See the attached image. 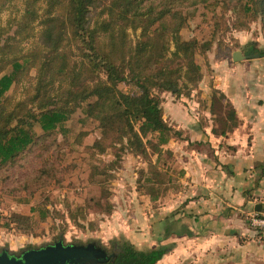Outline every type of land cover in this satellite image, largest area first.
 <instances>
[{
    "label": "trees",
    "instance_id": "1",
    "mask_svg": "<svg viewBox=\"0 0 264 264\" xmlns=\"http://www.w3.org/2000/svg\"><path fill=\"white\" fill-rule=\"evenodd\" d=\"M217 5L216 0H0V12H8L0 25V167L15 162L38 138L63 130L80 108L98 124L95 144L106 142L112 148L119 143L121 151L137 157H148L149 150L159 156L163 146L182 135L164 121L158 95L188 96L197 89L202 74L195 57L212 46L210 40L182 38L188 22L185 10ZM234 6L239 19L264 22V0H237ZM246 48L244 55L264 58L255 43ZM31 72L25 96L11 100L7 93ZM121 84L131 91H121ZM215 93L220 98L213 96L210 107L227 102L223 93ZM228 114L231 125L219 132L212 127V134L225 137L237 128L236 114L232 110ZM34 127L40 130L39 137ZM256 168L264 170V163ZM153 179L144 180L150 185L148 192L138 191L159 208L166 201L159 203ZM178 179L180 189H164L165 199L181 190ZM9 219V226L23 233L21 223L28 218L13 213ZM170 234L179 230L168 225L158 245L148 249H137L126 240L112 241V264H156L173 248L160 243ZM62 238L58 240L63 242Z\"/></svg>",
    "mask_w": 264,
    "mask_h": 264
},
{
    "label": "rangeland",
    "instance_id": "2",
    "mask_svg": "<svg viewBox=\"0 0 264 264\" xmlns=\"http://www.w3.org/2000/svg\"><path fill=\"white\" fill-rule=\"evenodd\" d=\"M216 1L218 5L212 9L199 6L185 10L188 22L181 31L182 38L210 40L212 46L204 55L195 57L202 74L197 89L188 96L176 97L166 92L158 95L163 119L177 132L178 123L185 120V112H192L198 116L200 125L217 127L219 132L231 125L228 114L231 110L241 117L248 114L251 116L249 125L258 131L255 136L262 144L264 133L259 131L264 127V58L233 62L232 53L240 51L244 55L246 45L254 43L259 51H264V22L239 19L233 12L237 0ZM7 15L8 12H0V25ZM241 23L244 26H238ZM131 39L135 41L132 33ZM33 75L31 72L7 93L11 100L25 96ZM119 88L123 92L131 91L126 84ZM216 90L224 94L228 105L220 100L210 107L213 96L215 100L220 98ZM83 109L71 116L63 130H57L47 139L38 138L15 162L0 167V249L19 255L23 250L59 241L61 236L64 244L94 242L108 251L112 250L114 240L131 243L129 239H132L136 245L148 246L146 227L144 231L138 227L134 235H127L133 217L143 218L137 207L143 206L145 215L148 212L146 200L138 197V190L148 192L150 185L144 180L154 178L156 194L161 196L160 204L173 202L174 197L168 194L165 199L164 194L180 189L176 180L183 175L182 151L195 148L208 152L211 157L208 142L196 147L185 144L182 132L181 138L175 136L163 146L159 156L149 150L148 157H137L121 151L119 143L112 148H108L106 142L95 144L100 136L98 124L86 118ZM203 111H209L210 116L206 113L205 118ZM34 132L37 137L41 134L37 127ZM212 136L222 138L221 143L225 138ZM238 137L235 135V141ZM13 213L28 218L21 223L23 233L9 226V216ZM42 213H46L45 216Z\"/></svg>",
    "mask_w": 264,
    "mask_h": 264
},
{
    "label": "crops",
    "instance_id": "3",
    "mask_svg": "<svg viewBox=\"0 0 264 264\" xmlns=\"http://www.w3.org/2000/svg\"><path fill=\"white\" fill-rule=\"evenodd\" d=\"M201 113L210 116L209 111ZM247 116L236 114L239 125L222 143V138L212 136L211 126L199 124L195 113L185 112V120L178 123L184 143L196 147L208 142L211 157L195 148L182 151V188L173 202L153 208L144 195H138L146 200L148 212L145 215L143 206L137 207L143 218L133 217L127 235L146 227L149 245L129 239L131 244L153 248L165 227L179 230L160 242L173 248L157 264H264V231L256 235L248 222L252 213L264 217V170L256 168L264 163V143H259L258 131L250 127ZM235 135H239L236 141Z\"/></svg>",
    "mask_w": 264,
    "mask_h": 264
},
{
    "label": "water",
    "instance_id": "4",
    "mask_svg": "<svg viewBox=\"0 0 264 264\" xmlns=\"http://www.w3.org/2000/svg\"><path fill=\"white\" fill-rule=\"evenodd\" d=\"M257 57V54L243 55L240 51L232 53L233 62ZM108 259L105 251L95 248L94 245L65 246L60 240L53 245L23 250L18 256L9 254L6 249H0V264H100Z\"/></svg>",
    "mask_w": 264,
    "mask_h": 264
},
{
    "label": "flooded vegetation",
    "instance_id": "5",
    "mask_svg": "<svg viewBox=\"0 0 264 264\" xmlns=\"http://www.w3.org/2000/svg\"><path fill=\"white\" fill-rule=\"evenodd\" d=\"M57 242V241H56ZM56 242H54V243H56ZM54 243H52V244H50V245H53ZM64 244V243H63ZM65 246L66 245H72V246H88V245H94V247L95 248H98V249H102V250H104L105 251V253H106V256L107 257H109V259L106 261V262H104V263H100V264H112L114 261H115V253L113 252V249L111 250V251H108L106 248H104L103 246H100V245H98L97 243H94V242H91V243H87V244H64ZM46 246H49V245H46ZM43 247H45V246H43ZM9 254H11V253H9ZM12 255H14V254H12ZM15 256H18V255H15ZM88 264H92V263H88ZM96 264H99V262L98 263H96Z\"/></svg>",
    "mask_w": 264,
    "mask_h": 264
},
{
    "label": "built area",
    "instance_id": "6",
    "mask_svg": "<svg viewBox=\"0 0 264 264\" xmlns=\"http://www.w3.org/2000/svg\"><path fill=\"white\" fill-rule=\"evenodd\" d=\"M248 222L253 230L264 231V217L257 213H252L248 216Z\"/></svg>",
    "mask_w": 264,
    "mask_h": 264
}]
</instances>
